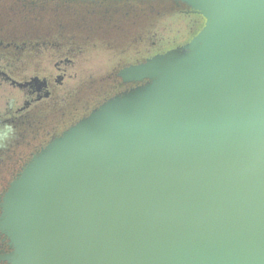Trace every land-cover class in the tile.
Listing matches in <instances>:
<instances>
[{"label": "water", "instance_id": "water-1", "mask_svg": "<svg viewBox=\"0 0 264 264\" xmlns=\"http://www.w3.org/2000/svg\"><path fill=\"white\" fill-rule=\"evenodd\" d=\"M170 1L202 28L31 155L3 264H264V0Z\"/></svg>", "mask_w": 264, "mask_h": 264}, {"label": "flooded vegetation", "instance_id": "flooded-vegetation-1", "mask_svg": "<svg viewBox=\"0 0 264 264\" xmlns=\"http://www.w3.org/2000/svg\"><path fill=\"white\" fill-rule=\"evenodd\" d=\"M26 4L25 24L19 26L23 35L9 39L3 47L4 54L0 55V88L11 91L3 113L0 110V124L32 120L28 124H33L36 134L33 138L38 143L33 150L36 152L65 125L64 108L71 99L68 97L67 101L65 90L69 81L81 85L96 81L95 98L99 95L102 99L133 87L136 84L122 82L119 71L149 58L157 43L152 42L151 49L145 52L139 50L141 42L135 44L134 61H129L130 39L136 43L135 38L142 37L145 17L144 6L130 0H26ZM174 6L172 9L183 19L181 29L191 35L203 19L182 6ZM179 32L160 37L174 38ZM157 36L159 33H154L152 38ZM17 49L18 56L11 55ZM32 79L39 82L17 86ZM90 104L86 100L79 109ZM7 252L6 241L0 236V256Z\"/></svg>", "mask_w": 264, "mask_h": 264}, {"label": "rangeland", "instance_id": "rangeland-1", "mask_svg": "<svg viewBox=\"0 0 264 264\" xmlns=\"http://www.w3.org/2000/svg\"><path fill=\"white\" fill-rule=\"evenodd\" d=\"M12 8L13 10L17 9L19 12L16 10L15 13L10 14V9ZM27 9L28 8H27L26 0H10V1L0 0V41L1 42L3 43L7 42L9 41V37L10 39L12 37H15L11 34L12 32L11 27L12 25L21 26L25 24V20H22L23 19L22 15L27 14ZM173 28H175L174 25L170 27V29ZM174 31L175 30H172V32ZM172 32L169 33L171 34ZM0 53H4V49L2 48L1 45H0ZM74 82L76 81H73V83ZM81 84L82 83L79 84V82H77L75 92L69 95V98H71L72 100H70L67 104H65V108H64L65 111L64 119L66 121L65 126H67L74 120L78 119L82 115L88 113L91 107L102 99L101 97H98L99 95H97V98H95L96 95H95L94 87L97 84L96 81H91V82L86 81L83 85ZM4 89L5 88H0V110L2 113H3V108L5 107V103L7 102V96L9 97V93L11 92L8 89L5 90ZM103 98L105 97L103 96ZM68 100L69 99L67 97V101ZM86 100H89V103L91 104L87 107H83L82 109H79L84 105ZM51 112L53 111L51 110ZM57 114L58 112L56 114L54 113V116ZM29 122H32V120H29ZM28 123L27 121L22 119L21 121L14 120L12 124H9V122H3V124H6L7 127H11L16 131L15 136L17 137L15 140V145L13 144L10 147L7 146L5 152L0 155V194H2L6 190L9 183L13 180L14 176L18 174L16 172L18 170V166H20L22 162H24L26 159L29 158V156H31L29 155L30 152H32L35 149L36 145L38 144L37 142H33V138L36 135L34 129L32 128L33 124H28ZM58 131H56L55 133H58ZM34 152L35 151H33L32 153ZM2 244L3 243H1V246ZM2 249H4V247Z\"/></svg>", "mask_w": 264, "mask_h": 264}, {"label": "trees", "instance_id": "trees-1", "mask_svg": "<svg viewBox=\"0 0 264 264\" xmlns=\"http://www.w3.org/2000/svg\"><path fill=\"white\" fill-rule=\"evenodd\" d=\"M130 2L135 3V4H139L141 6H144V14L145 17L143 19V30L141 29V33H142V37L139 39L138 37L135 38V40H137L136 43L133 42V39H130V48H129V61L133 62L134 61V51L132 50L134 48L135 44H140L141 42V46L139 48V50L141 52H145L147 50H150V44L152 42H156L157 46H156V51L158 53H163L167 50H170L172 48H175L177 46H180L182 44L187 43L195 34H197V32L202 28L203 26V20L202 23H199L196 26V29L194 30V32L189 35L187 33V30L185 29H181L183 22H181L183 19L179 16V13L172 9V5L174 6V3L170 0H154V1H132L130 0ZM176 7V6H174ZM15 13V11H10V14ZM2 14V13H1ZM5 14V13H4ZM24 20L25 15H22ZM170 25V26H169ZM174 25L175 28L170 29V27ZM176 25H178V28H176ZM12 32L11 34L15 37H21L23 35V33H21L19 26H13L12 25ZM172 30H179V34H177L174 38H162L160 36H163L165 33H169L172 32ZM181 31L183 33H181ZM154 33H159V36H157L156 38H152ZM186 35V36H185ZM10 39V37H9ZM141 40V41H140ZM8 42V41H7ZM4 42L2 45V48L5 47V43ZM4 49V48H3ZM27 50V49H26ZM156 51H152L150 54V57L155 55V53L157 54ZM20 50L17 49V51H15L14 53H11V55L13 56H18ZM155 52V53H154ZM4 54V53H0ZM20 54H24L23 52H21ZM75 81V80H73ZM73 81H69L68 82V86L65 89L66 90V97H69V95H71L73 92H75L76 90V84L78 81L74 82ZM122 91V90H120ZM117 91L116 93L120 92ZM114 93V94H116ZM112 94V95H114ZM105 96V98L101 99L99 102H97L94 106L91 107V109L88 111V113L94 108L96 107L99 103H101L104 99H107L108 97L112 96ZM72 100V99H70ZM88 113L82 115L81 117L87 115ZM81 117H79L78 119L74 120L73 122H71L70 124H68L67 126L64 125V127H62V129H60V131H58L57 135L62 132L64 129H66L68 126H70L71 124L75 123L77 120H79ZM16 131L11 128V127H7L6 124H0V154H3L5 152V149L8 147H10L11 145H15V140H16ZM15 136V137H14ZM46 144L43 143L41 146H44ZM31 156H29L28 159H26L24 162H22L20 164V166H18V170L16 171L17 173H19L21 167L30 159ZM15 175V174H14ZM16 176V175H15ZM14 176V177H15Z\"/></svg>", "mask_w": 264, "mask_h": 264}]
</instances>
